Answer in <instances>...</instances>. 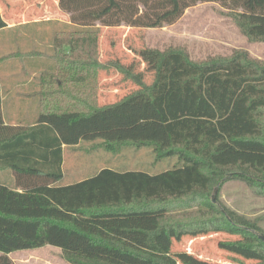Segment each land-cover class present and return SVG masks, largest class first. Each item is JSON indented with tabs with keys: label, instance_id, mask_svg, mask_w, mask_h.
<instances>
[{
	"label": "trees",
	"instance_id": "1",
	"mask_svg": "<svg viewBox=\"0 0 264 264\" xmlns=\"http://www.w3.org/2000/svg\"><path fill=\"white\" fill-rule=\"evenodd\" d=\"M202 3L219 4L243 36L264 42V0H58L72 31L55 37L57 71L40 76V111L26 120L32 125L6 120L0 86V170L16 178L14 188L0 184V264H15L11 253L45 246L61 249L69 264H220L173 251L184 239L218 234L232 237L219 249L264 264L260 219L215 204L211 195L215 185L238 180L264 197L263 61L242 50L201 61L182 50H148L151 81L142 69L112 63L135 88L98 103L107 68L100 60L103 27L169 26ZM7 26L0 7V30ZM86 74L96 82L97 106L70 109L68 100L84 96L69 85L84 84ZM95 141L110 153L124 143L151 148L153 167L168 168H104L63 184L64 147ZM194 206L197 216L189 219Z\"/></svg>",
	"mask_w": 264,
	"mask_h": 264
},
{
	"label": "rangeland",
	"instance_id": "2",
	"mask_svg": "<svg viewBox=\"0 0 264 264\" xmlns=\"http://www.w3.org/2000/svg\"><path fill=\"white\" fill-rule=\"evenodd\" d=\"M0 7L3 17L10 23L15 22L17 26L23 22H32L35 15H40L42 19L55 20L52 21L53 23H43L47 25L41 23L42 26H20L15 29L17 32H6L0 37V41L6 43L0 47V67L8 68L3 76L5 75L6 79L7 77L24 78L27 82L34 79L19 88L20 91L32 92L34 96H39V85L35 78L40 80L43 72L57 71L53 56L58 45L54 44V40L59 32L71 33V28L67 27L69 15L59 9L58 0H0ZM23 32L26 33L25 36ZM35 38L39 40L38 43ZM100 48V60L107 66L106 70L100 73L98 101L100 105L116 102L135 88L132 84H127L124 76L117 70V65L110 66L112 63L119 62L137 73L142 69L145 81H151L154 66L151 64L153 58L150 57L148 50H182L194 61L214 56L229 57L234 52L242 50L247 51L253 59L264 62V42H252L243 36L230 13L223 10L217 3L198 4L186 10L177 23L160 28L103 27ZM63 50L68 53L69 47L65 46ZM83 81L84 84L80 86L69 85L71 89H76L75 92L78 94L83 92L84 96V101L68 100L65 104H68L70 109L81 110L87 103L97 106V85L93 75L86 74ZM81 86L85 87L84 90L80 88ZM9 87L4 85V91L9 90ZM87 97H89L88 100ZM102 146L101 141H95L66 147L64 170L67 180L89 176L100 167L107 165L117 169L142 167L149 172L168 168L167 164L162 163L158 167H153L156 157L151 148H138L135 144L124 143L114 145V152L110 153ZM128 159L132 160V164L124 166ZM169 165L172 166L170 163ZM7 171L0 170V174ZM218 185L213 187L211 195ZM217 201L247 219H260L259 225L264 230V197L256 195L246 183L238 180L222 183L218 189ZM197 211L195 206L191 210L188 209L186 212L192 215L189 219L196 218ZM182 218L170 217L169 219L176 221ZM231 238L226 234L213 235L195 241L187 238L174 244L173 251L191 252L203 259L220 264H255L253 261L219 249L220 241ZM10 258L15 264H69L62 250L53 246L16 251L10 254Z\"/></svg>",
	"mask_w": 264,
	"mask_h": 264
},
{
	"label": "crops",
	"instance_id": "3",
	"mask_svg": "<svg viewBox=\"0 0 264 264\" xmlns=\"http://www.w3.org/2000/svg\"><path fill=\"white\" fill-rule=\"evenodd\" d=\"M43 15L46 16V14H43ZM5 21H6L8 26L6 28L0 30V37L6 32H15V31L17 32V30H15V29L17 27H20V26L21 27L27 26V25H33V27L42 26L43 23H53L52 21H55V20H50L49 18H43L42 19L40 17V15H35L34 20H32V22H28V23L23 22L19 26L15 25L16 24L15 22L10 23L6 19H5ZM67 24H69V22ZM43 25H47V24H43ZM23 35L25 36L26 33L23 32ZM35 41L38 43L39 40L35 38ZM4 44H6V43L3 41H0V47H3ZM16 45L19 47V45L17 43H16ZM39 45H40V43H39ZM7 69H8L7 67H3V68L0 67V86L2 89V102H3L2 103V109H3L4 117L6 118L7 121H8L7 117H9L11 120V124L14 126H23L25 124L26 125H29V124L32 125V123L27 122L26 120L31 115H33V117L37 116V114L40 111L39 101H36V99L34 98V93L20 91L19 87L28 84L29 82H31L34 79H30L29 82H27V79L19 78V77H7L8 79H6L5 75L3 76V74H5L4 71H6ZM35 80H37L36 82L39 85V81H40L39 78L38 79L35 78ZM4 85H9L10 86L9 90L4 91V88H3ZM11 86H13L15 88L13 89ZM27 101H29V103H27ZM80 144L81 143H79L76 146H79ZM70 147H72V146H70ZM64 148L66 149V147H64ZM64 154H65V150H64ZM134 160H136L135 157H134ZM64 162H65V155H64ZM130 164H132V160L128 159L124 163V166L130 165ZM171 164L172 165L176 164V160L175 159L172 160ZM104 168H112V167H110L108 165L102 166L96 172H93L91 175L86 176V177L71 176V177H75L73 180H67V178H66L67 175L65 173V180H63L64 182H62V183L63 184H72L74 182H79V181L85 180V179L89 178L90 176H92L93 174L101 171ZM118 170H125V169H118ZM0 175H1L0 176V184L7 185L11 188L16 187V178H15L14 172L8 170L7 172H3Z\"/></svg>",
	"mask_w": 264,
	"mask_h": 264
},
{
	"label": "water",
	"instance_id": "4",
	"mask_svg": "<svg viewBox=\"0 0 264 264\" xmlns=\"http://www.w3.org/2000/svg\"><path fill=\"white\" fill-rule=\"evenodd\" d=\"M220 184H221V183H220ZM220 184H219L218 187L214 190V193H213V196H212L213 202H214L215 204H217V193H218V189H219ZM260 238L264 241V237H263V236H260Z\"/></svg>",
	"mask_w": 264,
	"mask_h": 264
}]
</instances>
